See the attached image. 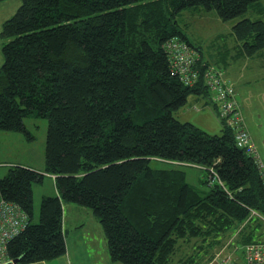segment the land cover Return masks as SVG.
I'll list each match as a JSON object with an SVG mask.
<instances>
[{
    "label": "trees",
    "instance_id": "obj_1",
    "mask_svg": "<svg viewBox=\"0 0 264 264\" xmlns=\"http://www.w3.org/2000/svg\"><path fill=\"white\" fill-rule=\"evenodd\" d=\"M263 2L22 0L1 32L0 130L33 140L26 119L49 124L44 170L17 165L0 177V202L17 205L28 223L8 243L11 261L66 255L65 208L71 204L93 212L111 260L122 264H174L183 245L194 251L179 264H204L241 224L235 244L262 240L264 225L249 219L251 210L264 214L261 174L224 122L222 133L213 135L175 117L189 95L213 94L203 80L187 87L172 77L165 45L180 37L192 46L179 26L185 10L215 11L229 22L250 8L262 16ZM233 35V60L264 54L263 20L243 19ZM202 55L201 72L225 73L220 67L234 63L222 57L213 67ZM165 161L203 169L201 183L209 189L190 184L179 167L154 165ZM210 170L224 187L209 185ZM46 175L57 194L42 196L35 222L34 184Z\"/></svg>",
    "mask_w": 264,
    "mask_h": 264
},
{
    "label": "rangeland",
    "instance_id": "obj_2",
    "mask_svg": "<svg viewBox=\"0 0 264 264\" xmlns=\"http://www.w3.org/2000/svg\"><path fill=\"white\" fill-rule=\"evenodd\" d=\"M21 5H22V0H5V1L0 0V66L5 61L2 51V46L4 41H3V37L1 36L3 24L17 13ZM262 5H264V2ZM205 11L206 10H204L203 8L202 10L200 9L185 10L179 16L180 28L187 35V38H189L191 42L194 44V47L198 49L200 48L204 57L215 64V66L213 67H217L218 65L217 62L220 61L222 57L225 58L227 57L228 60H231V63L233 62L235 63L238 61L239 64L240 58H236L235 60H233L234 57H232L237 50L234 45L236 44L237 40L233 35V27L237 22L246 18L252 20L261 19L264 21V12L262 13L261 16L260 14H258L257 10L250 8L246 14L238 17L237 19L229 22H223L218 17L215 11L212 12H205ZM197 55L200 57L202 54L199 53ZM254 63L257 62L255 61ZM238 64H235L233 66H238ZM234 71H236L235 68L231 70V72ZM250 72L247 73L249 74ZM231 75L234 76L235 74H231ZM227 76L229 77V75ZM251 76L252 73L250 77ZM249 79L250 80H248V85L250 90L253 93L254 91L257 92V89L259 87L256 84L257 81L253 80V78H249ZM253 96H254L253 105L256 110L259 108L258 110L262 113V116L264 118V111L262 110V107H259V102L257 100L258 94L254 93ZM199 106H200V110H197L196 108ZM174 115L179 121L183 123L190 122L197 127L199 126L198 128L202 129L203 131L209 134L220 135L221 133V129H220L221 126L219 125L220 120L216 118L217 115L215 116L212 106L204 107L203 96H199L195 94L189 95L185 107L175 112ZM26 121L29 129L32 131V133L35 136L33 140H28L22 133L0 130V177L5 176L9 172L11 167L17 165H21V166H24V164L34 165L38 169L44 170L45 143H46L49 121L45 118H40L36 116L27 118ZM154 165L161 168L179 167L180 169L186 171L187 179L190 184L199 187L203 190L209 189L208 186L202 185L201 183V179L205 175V171L199 167H195L193 165H188V164L186 165L175 164L170 161L154 162ZM54 191H55V181L51 175H46L42 183L34 184V221L35 222H38L40 219L42 195L44 193H52ZM71 205L72 206H66L65 208V212H66L65 229L68 232L67 243L72 253L71 254L68 253L65 256L64 260H62V262L58 258L53 259L51 262L55 264H75V262L79 258V263L86 264L89 261H93L95 252L97 251L98 257L97 259H95V261L97 260L100 263L103 262L107 263L108 261H110L111 257L109 252L108 240L102 224L97 220V218L95 217V215L91 210L86 209L84 207H81L80 213L77 216L74 213H77L79 209L78 206L76 205L73 206V204ZM70 207H76V208H70ZM84 216L87 217L90 216L86 220V223H88L92 219H95V221L100 226L102 232L94 231V236H93L89 234L88 230L85 229L84 237H86V239L83 236L74 232L76 227L85 223L83 218ZM254 219H258V218L256 217ZM75 221H76L75 225L72 224ZM262 224L264 225L263 222ZM244 225L245 224H241L237 232L230 235V237L225 242L226 243L225 246H223L221 250H218L217 254L211 260L216 258V256L218 255L221 256V259H224L228 257L229 254L234 252L244 262L245 257L242 247L249 243L243 245L235 244V240L243 230ZM72 230L73 232H71ZM93 239L95 240L94 244H92ZM263 239H264V235L262 240ZM85 240L88 241L87 244L85 243ZM88 247H91L92 251L93 249H95L94 254L93 252L92 254H90L91 257L86 252V249ZM223 249L226 250H224V252L221 253ZM192 250L194 251V249L191 246L183 245V249H180L178 251V254L175 255L173 259V263L179 264L180 259L184 257L186 252L190 253ZM211 260L205 262L204 264L210 262Z\"/></svg>",
    "mask_w": 264,
    "mask_h": 264
},
{
    "label": "built area",
    "instance_id": "obj_3",
    "mask_svg": "<svg viewBox=\"0 0 264 264\" xmlns=\"http://www.w3.org/2000/svg\"><path fill=\"white\" fill-rule=\"evenodd\" d=\"M165 50L172 77H176L187 87H195L201 80L204 81L218 106L220 120L232 131L236 145L246 155L253 158L264 182V161L244 123L241 108L236 99V90L225 78V73L212 67L201 72L198 67V52L180 37L168 39ZM208 183L210 186L220 184L224 187L223 182L213 170L209 172ZM23 214L17 205L5 200L0 202V264L3 260L2 255L8 257V243L20 235L28 224L25 221V216H22ZM256 217L264 223V214L251 210L249 219ZM242 249L245 257L244 262L232 252L224 259L218 255L206 264H264V239L244 245ZM224 250L226 249H223L221 253Z\"/></svg>",
    "mask_w": 264,
    "mask_h": 264
},
{
    "label": "crops",
    "instance_id": "obj_4",
    "mask_svg": "<svg viewBox=\"0 0 264 264\" xmlns=\"http://www.w3.org/2000/svg\"><path fill=\"white\" fill-rule=\"evenodd\" d=\"M188 41L192 44V46L194 48V44L191 42V40L189 39ZM197 52L199 53V51H197ZM255 61L257 63H254ZM239 62H240L239 64H238V61L235 62L234 64H230V63L226 64L225 63L220 68L225 69V78H227L228 77L227 75H229V77L227 79L234 86V88L236 90V99L240 105L242 117L244 119V123H245L249 133L251 134V137L253 139L254 144L256 145L257 151H258L261 159L264 161V118L262 116V113L258 110L259 108L256 110L254 105H253V99H254L253 94L255 93V94H258L257 100L259 102V107H262V110L264 111V54L257 55V56L252 57V58H248V57H244V56L240 55ZM235 64H238V66H233ZM252 65H253V67H252ZM233 68H235L236 71L231 72V70ZM247 72H250V73L248 74ZM251 73H252V76L250 77ZM231 74H235V75L232 76ZM249 78H253V80L257 81L256 84L259 86L257 89L258 93L256 91H254V93H253L250 90L249 85H248V80H250ZM207 106H209V107L212 106L215 116L217 115L216 118H218V120H220L219 114H218V106H217V104H214V100L211 98V95L208 98L204 97V107H207ZM196 109L200 110V106L197 107ZM219 125L221 126L220 129H221V133H222L221 120H220ZM55 194H57L56 188H55L54 192L44 193L42 196H44V195H55ZM41 201H42V199H41ZM70 208H76V207H70ZM79 213H80V209H78L77 213H74V214H76L78 216ZM89 217H87V216L83 217L85 223ZM75 223H76V221L73 222L72 224L75 225ZM85 223L76 227L75 230L73 229L74 232H76L77 234L84 237L85 229L88 230L89 234H91L93 236H94V231H99V232L101 231L100 226L95 221V219L90 220L86 224ZM73 230L71 232H73ZM84 238L86 239V237H84ZM67 239H68V236H67ZM85 243L87 244L88 241L85 240ZM94 243H95V240L93 239L92 244H94ZM94 250L95 249H93V251H92L91 247H88L86 249V252L91 257L90 254H92V252L94 254ZM68 253L71 254L72 252L70 251V248H69L68 243H67V254ZM66 255H64L58 259L62 262V260H64ZM97 257H98V253L96 251L94 258H93V261H89L86 264H94V263L95 264H105L106 263V262L100 263L97 260L95 261V259H97ZM51 261H40V262L32 263V264H55V263H52ZM18 264H20V263H18ZM75 264H81V263H79V258L75 262ZM106 264H122V263L114 262L110 259V261H108Z\"/></svg>",
    "mask_w": 264,
    "mask_h": 264
},
{
    "label": "bare ground",
    "instance_id": "obj_5",
    "mask_svg": "<svg viewBox=\"0 0 264 264\" xmlns=\"http://www.w3.org/2000/svg\"><path fill=\"white\" fill-rule=\"evenodd\" d=\"M2 256H3V260L1 261V264H8L10 262L9 257L4 256V255H2Z\"/></svg>",
    "mask_w": 264,
    "mask_h": 264
},
{
    "label": "water",
    "instance_id": "obj_6",
    "mask_svg": "<svg viewBox=\"0 0 264 264\" xmlns=\"http://www.w3.org/2000/svg\"><path fill=\"white\" fill-rule=\"evenodd\" d=\"M18 263H19V260L16 259V260H13V261L9 262L8 264H18Z\"/></svg>",
    "mask_w": 264,
    "mask_h": 264
},
{
    "label": "clouds",
    "instance_id": "obj_7",
    "mask_svg": "<svg viewBox=\"0 0 264 264\" xmlns=\"http://www.w3.org/2000/svg\"><path fill=\"white\" fill-rule=\"evenodd\" d=\"M193 47V46H192Z\"/></svg>",
    "mask_w": 264,
    "mask_h": 264
}]
</instances>
